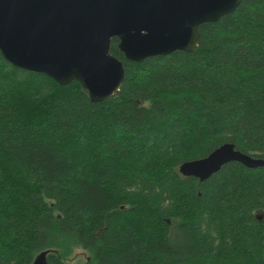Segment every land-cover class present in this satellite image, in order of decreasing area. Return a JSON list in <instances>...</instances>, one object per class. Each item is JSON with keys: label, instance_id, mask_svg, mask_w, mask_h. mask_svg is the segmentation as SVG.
<instances>
[{"label": "trees", "instance_id": "obj_1", "mask_svg": "<svg viewBox=\"0 0 264 264\" xmlns=\"http://www.w3.org/2000/svg\"><path fill=\"white\" fill-rule=\"evenodd\" d=\"M199 31L140 63L113 39L102 103L0 52V264H264V167L180 173L227 143L264 160V0Z\"/></svg>", "mask_w": 264, "mask_h": 264}, {"label": "water", "instance_id": "obj_2", "mask_svg": "<svg viewBox=\"0 0 264 264\" xmlns=\"http://www.w3.org/2000/svg\"><path fill=\"white\" fill-rule=\"evenodd\" d=\"M243 0H0V52L17 68L44 74L61 86L80 82L90 100L115 96L125 79L111 54L113 39L131 62H143L199 45V28L232 14ZM238 162L264 160L224 144L209 156L184 163L180 173L201 182ZM48 251L33 264H49Z\"/></svg>", "mask_w": 264, "mask_h": 264}, {"label": "rangeland", "instance_id": "obj_3", "mask_svg": "<svg viewBox=\"0 0 264 264\" xmlns=\"http://www.w3.org/2000/svg\"><path fill=\"white\" fill-rule=\"evenodd\" d=\"M92 255L90 254V252H87V251H81V250H75L73 252V256L70 257L69 261L71 263H83L86 261V259H88L89 257H91Z\"/></svg>", "mask_w": 264, "mask_h": 264}]
</instances>
